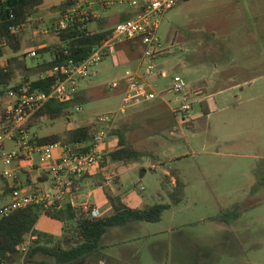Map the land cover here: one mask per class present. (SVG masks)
Listing matches in <instances>:
<instances>
[{
	"label": "rangeland",
	"instance_id": "rangeland-1",
	"mask_svg": "<svg viewBox=\"0 0 264 264\" xmlns=\"http://www.w3.org/2000/svg\"><path fill=\"white\" fill-rule=\"evenodd\" d=\"M63 1H45L24 28L21 52L15 55L7 49L1 67L13 57L28 67L49 59L38 53L33 59L29 54L58 42L55 28ZM90 1L96 4L98 18L109 19L110 28L130 10L120 3L124 0ZM37 21L42 22L38 27ZM158 21L155 54L145 61L141 72L154 66L148 83L160 98L134 105L119 117L120 122L128 117V140L143 158L131 168L134 181L130 185H113L122 190L121 197L136 196L149 205L170 201L166 193L165 198L159 195L166 174L183 179L188 189L175 214L166 212L161 222L150 225L149 233H161L135 243L140 254L134 264H264V188L252 192L264 179V0H176L174 8ZM96 27L97 22L90 28ZM227 36L236 39H225ZM252 36L258 39H247ZM127 43L118 47L121 59L118 51L114 52L94 66L95 76L81 82L92 98L82 111L70 118L45 121L30 135L64 136L78 127H98L100 117L117 114L123 96L112 85L123 80L128 71H136L143 54L142 47L134 49ZM226 58L243 59L238 64L252 66L249 74L258 79L252 85L249 75L239 82L240 72L231 69L223 73ZM160 73L167 77H159ZM177 76L188 83L185 94L192 110L187 114L179 111L183 96L172 90ZM25 80V73L18 70L13 85ZM246 81L243 88H235ZM9 102L10 96L3 99L0 117ZM184 119L193 121L192 126ZM16 147L11 141L0 145V175L8 169L2 155ZM143 170L148 174L145 180L140 177ZM17 174L22 185L25 181L29 184V179L31 184L43 179L42 175L32 178L27 172ZM6 182L0 183V208L13 201L12 195L5 194ZM101 187L92 181L82 191L83 199L102 205L105 198L101 201L94 195ZM14 258L16 264H24L22 255Z\"/></svg>",
	"mask_w": 264,
	"mask_h": 264
},
{
	"label": "trees",
	"instance_id": "trees-1",
	"mask_svg": "<svg viewBox=\"0 0 264 264\" xmlns=\"http://www.w3.org/2000/svg\"><path fill=\"white\" fill-rule=\"evenodd\" d=\"M45 1L0 0V59L5 56L7 49L16 55L21 52L24 28L40 13ZM74 4L73 0H64L59 6L61 16L57 20L55 28L58 42L37 50L39 55H48L49 59L43 60L35 67H28L18 57H13L8 60L7 66H0V113L2 112L3 99L8 97L12 90H17L23 84H30L34 91L49 93L53 79L42 78L44 73L70 60L84 61L90 57L95 46L105 43L112 37L114 27H108L109 19L107 17L98 18L95 10L90 11L89 18L82 21L78 16H75L73 20L68 21V28L61 29L60 22L66 18ZM132 16L131 11L122 13L119 22L126 21ZM95 22H97V27L91 29V24ZM40 24L42 22L37 21L35 26L38 27ZM127 44L134 49L141 47L140 42H128ZM23 56L27 58L28 55L24 54ZM18 70L25 73L26 80L24 83L13 85ZM91 100L87 91L82 88L69 103L50 101L30 119L26 128L32 131L45 121L53 122L61 118H70L77 113L74 110L75 107L84 106ZM204 113L207 115L208 111L204 109ZM184 122L190 127L193 121L187 122L184 119ZM98 130L99 127H95L93 124L78 127L64 136L59 134L44 137L35 135L34 138L39 145L54 143L88 145ZM112 136L117 138L116 145L112 151L106 154L105 162L100 167V172L103 171L105 177L108 172L112 174L109 170L111 166H115V173L119 174L121 169L130 170L133 164L140 163L143 158L142 153L129 142L125 132L118 126L113 130ZM172 177L174 175L165 176L162 189L159 192L162 198H165L163 192L166 193L170 200L167 203L148 204L142 208L133 209L128 207L120 197L106 192L112 213L100 218H91L83 208L73 209L68 203H63L60 209L44 204L32 205L26 209L14 211L8 216H0V264H10L14 257L21 255L20 247L27 237H31V242L24 264H85L90 259H96L102 253L104 237L111 229L126 227L135 222L159 223L167 211L176 208L186 200L184 183L176 178L175 184L172 185ZM84 178L76 181V193H79ZM45 180L46 178L41 179V181ZM115 183L119 184L120 182L116 179ZM96 186L103 185L96 183ZM169 186H172L171 190ZM263 188L264 179L258 186L253 187L252 192L256 194ZM16 190H20V188L5 183V194L12 195ZM91 207L94 208V206ZM44 215L63 224L61 236L36 229L40 218Z\"/></svg>",
	"mask_w": 264,
	"mask_h": 264
},
{
	"label": "built area",
	"instance_id": "built-area-1",
	"mask_svg": "<svg viewBox=\"0 0 264 264\" xmlns=\"http://www.w3.org/2000/svg\"><path fill=\"white\" fill-rule=\"evenodd\" d=\"M68 15L60 22V28H68V21L78 16L82 21L89 18L90 11L95 5L90 0H73ZM120 3L128 6L133 16L114 26L112 37L101 45L93 48L90 57L84 61L70 60L58 65L42 75V78H52L50 92L32 90L30 84H23L17 90L10 92V102L0 117V145L11 141L17 147L3 154V161L8 169L0 175V183L7 181L12 186L20 188L12 194V203L0 208V216H8L14 211L26 209L32 205L62 207L68 203L73 209L83 208L91 218H100L102 213L92 208L88 202H82L76 193V181L95 174L105 162L107 153L115 147L117 138L112 136L116 129L119 117L127 109L141 103L155 101L160 98L155 93L148 80L152 77L154 66L148 67L147 73L141 70L145 61L151 59L156 50V32L159 27L158 18L173 9L176 0H124ZM100 18V17H99ZM127 42H140L142 47V60L136 71H128L123 80L115 82L112 87L123 96V105L120 111L112 116L99 118V130L91 143L78 145H63L60 143L39 145L26 128L30 119L48 102L69 103L82 89L81 82L88 80L97 73L93 68L98 63L117 53L118 47ZM37 58V52L29 54ZM166 78L165 73L158 74ZM188 83L180 76L173 80L172 90L175 94L183 96L179 111L187 114L192 110L188 102L186 91ZM82 111V106L74 109ZM27 172L37 177L46 178L34 180L30 185L16 183L17 172ZM31 237L20 247V253L26 257L30 247Z\"/></svg>",
	"mask_w": 264,
	"mask_h": 264
},
{
	"label": "crops",
	"instance_id": "crops-1",
	"mask_svg": "<svg viewBox=\"0 0 264 264\" xmlns=\"http://www.w3.org/2000/svg\"><path fill=\"white\" fill-rule=\"evenodd\" d=\"M217 39V38H214ZM225 39H236V38H232L231 36H227ZM246 39V38H245ZM247 39H258V37L252 36L249 37ZM216 51V49H211ZM122 51L118 50V56L121 59V57H123L121 54ZM16 55V54H15ZM5 57V56H4ZM3 57V58H4ZM220 57V56H219ZM1 58V59H3ZM0 59V60H1ZM215 60H222V58H214ZM251 59H257V57L252 58ZM239 60H243L241 58H226V62H225V70L223 73L233 69L236 70L237 72H240L237 76H239V82L242 81L243 79H245V75H249L252 80L250 83H253L258 79L255 78V76L253 74H249V72H251L253 70L252 66L249 67H242L240 66V64H238ZM8 63V61H7ZM240 70V71H239ZM223 77H226L223 74ZM236 82V81H234ZM238 83V82H236ZM248 82L246 81L243 84H237L235 86L236 87H241L243 88L245 84H247ZM220 85H226L225 83H221ZM226 87V86H224ZM223 89V88H221ZM222 91V90H221ZM128 117H126V119H124V121H119L117 124L118 127L123 130L125 132V134L127 135V137H129L130 133H128V131L126 130L127 124H128ZM115 141V145H116ZM154 168V167H153ZM110 172L112 174H110L108 172V174H106L107 176L105 177L103 171L100 172L97 171L95 174L90 175L88 177V179L85 180L83 183L81 184V187L79 188V196H80V200L82 202H88L85 201L83 199L82 196V191L87 188L88 186H91V182L94 181L96 183H100L103 186L101 188H99L98 190H96L94 192V195L100 199L102 201L103 198H105V202L102 203V205L100 204V206H98L97 204H92L91 202H88L91 206H94V208L98 209L101 213L102 216L104 215H110L112 213V208L108 203V199L106 197V192L109 191L110 194H112L115 197H120L122 199V201L130 208L136 209V208H142L145 205H148L147 202H145L146 200H142L136 196H134L133 198H123L121 197V193L122 190L121 189H116L113 185V183L115 182L116 179L119 180V182H121L123 184V186L126 185H130L134 180V178L132 177V170H124L121 169L119 174H116V167L115 166H111L109 168ZM100 173V175H99ZM98 174V175H97ZM166 175H174L172 173L166 174ZM28 176H31L30 174ZM148 174L145 170L142 171L141 173V179L145 180L147 178ZM30 178V177H29ZM34 178V177H32ZM176 178L177 177H172V185L175 184L176 182ZM180 179V178H179ZM181 180V179H180ZM184 185H185V195L187 197V189H188V184L184 182V180H181ZM26 182V181H25ZM23 183V185H30V179L28 180L29 184ZM18 183V182H17ZM11 185V184H10ZM135 185V184H134ZM106 191V192H105ZM171 212H173L172 214H175V208L172 210H169ZM167 211V212H169ZM50 220V221H47ZM43 224V225H42ZM156 224V223H155ZM150 223H131L126 227H118V228H113L111 229L104 237L103 240V246L104 249L102 251V253L94 260L90 259L89 261H87L85 264H89L91 261H95L94 264H134V262L136 261L138 255L140 254V250L138 249V247L136 246L135 243H140L143 242L147 239H149V237L153 236V235H159L161 232H154V233H149V228H150ZM36 229L38 231L41 232H45V233H49L55 236H61L62 232H63V224L57 220H54L52 218H49L48 216H42L36 226ZM173 229H177V226L174 225ZM108 253V254H106ZM16 258H13L10 261V264H16Z\"/></svg>",
	"mask_w": 264,
	"mask_h": 264
}]
</instances>
